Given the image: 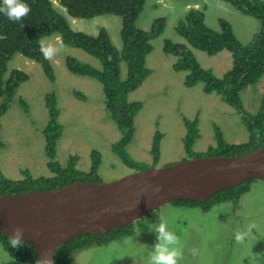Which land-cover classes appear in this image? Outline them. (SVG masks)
I'll use <instances>...</instances> for the list:
<instances>
[{"label": "rangeland", "instance_id": "1", "mask_svg": "<svg viewBox=\"0 0 264 264\" xmlns=\"http://www.w3.org/2000/svg\"><path fill=\"white\" fill-rule=\"evenodd\" d=\"M149 1L146 0L138 22L142 29L149 30L153 21L164 13H169L170 17L166 19L164 34L152 42L153 52L146 62L147 68L152 71L151 75L129 96L131 101H142L143 105L136 118V131L126 149L127 153L134 160L151 164L152 141L159 130L163 139L158 167L182 161L186 134L184 118H199L200 138L194 145L197 152H205L214 145L215 126L220 127L229 143L248 141L249 133L232 107L217 95H206L203 84H197L192 89L184 86L188 73L174 71L173 65L178 58L165 54L163 41L167 38L175 43L187 44L177 34L175 26L193 5L205 9L206 23L210 28L219 30L220 19L230 22L238 40L244 44L260 30L259 21L222 0H198L197 3L176 0L177 6L174 4L173 8L165 9L162 13V5L158 10L147 9ZM64 16L73 19L67 12ZM69 22L73 30L90 36H96L97 29L105 27L115 46L120 48L122 45L121 19L117 16L105 15ZM51 39H58L54 46L61 49L57 61L54 58L51 60L56 76L54 83L49 81L38 63L19 54L11 61V64L17 62L18 68L27 72L30 78L21 84L8 112L0 119V140L4 143L0 150L2 174L10 179H22L25 170L34 177L50 175L46 166L43 135L49 117L45 102L50 94L57 98L59 120L63 126L57 152L60 163H64L69 155L77 154L78 168L88 171L91 153L97 150L102 156L100 173L105 182L137 173L124 165L113 152V144L118 142L121 134L105 109L102 85L95 79L70 73L65 59L73 57L95 68H100V63L86 52L66 46L59 35L44 38L43 41L49 43ZM191 49L202 67L211 69L219 78L233 65L229 51L211 57L200 50ZM75 92L82 95V100L75 97ZM18 98L28 104L27 115L20 108ZM243 98L246 109L255 113L264 98V76L244 92ZM160 218L166 222L168 230L179 238L177 247L182 250L184 257L180 264H264V179L254 182L250 191L237 204L216 203L208 211L202 207L166 204L134 222L130 228L131 235L81 251L74 264H147L152 247L157 242V234L150 231L149 225L155 222L152 226H158ZM252 225L255 227L246 242L235 244V231ZM192 248L197 250V255L191 254ZM0 264L21 263L11 258L0 245Z\"/></svg>", "mask_w": 264, "mask_h": 264}, {"label": "trees", "instance_id": "2", "mask_svg": "<svg viewBox=\"0 0 264 264\" xmlns=\"http://www.w3.org/2000/svg\"><path fill=\"white\" fill-rule=\"evenodd\" d=\"M180 1L197 3L198 0ZM222 1L229 3L244 15L259 21L260 30L248 43L244 44L238 40L233 26L227 20L220 19V29L215 30L206 23L205 9L192 8L175 26L177 34L184 38L187 44L175 43L166 38L163 41V50L166 55H174L178 58L173 65L175 71L188 73L184 82L186 87L192 88L197 84H203L204 93L219 96L240 115L249 133V138L246 142L229 143L225 140L220 127L215 126L214 145L205 152H197L194 150V145L200 138L199 118L193 120L184 118L186 134L183 139L185 155L182 161L215 156L235 158L264 147V98L255 113H250L246 109L243 98L244 92L249 87L255 86L264 76V0ZM22 2L29 5L31 9L22 21H10L0 13V119L8 112L9 105L15 99L21 84L30 78L27 72L18 68L17 62L11 64V61L19 54L38 63L45 76L54 83L56 80L54 68L51 61L42 57L40 41L53 35H59L66 46L78 48L100 63V68H95L73 57L65 59V65L70 73L95 79L102 85L105 109L121 134L118 142L113 144V152L124 165L134 172L158 168L163 139L159 130L156 131L152 141L151 164L134 160L126 151L133 141L136 118L143 105L142 101H131L129 96L138 90L152 73L147 68V58L153 52L152 42L162 36L166 30V19L170 17L169 13H164L161 18L155 19L151 28L144 30L138 22L146 0H22ZM174 4L177 6L176 0H150L147 9L158 10L162 5V13L165 9L173 8ZM65 12L73 19L91 20L105 15L119 17L121 19V47L115 46L105 27L98 28L96 36L73 30L69 22L70 20L72 23L73 19L64 16ZM190 47L211 57L223 51H229L233 56V65L219 78L211 69L202 67ZM74 95L80 100L83 98L78 92ZM18 104L27 115L29 106L26 101L18 98ZM45 105L49 117L43 135L46 166L50 175L34 177L25 170L22 179H10L5 177L0 170V196L56 190L76 182L101 183L106 181L100 173L102 156L97 150L91 153V166L88 171L78 168L79 156L77 154L69 155L64 163L57 160L58 142L63 135V126L59 120L60 109L56 96L48 95ZM1 127L0 123V132ZM3 147L4 143L0 140V150ZM177 162H170L162 167ZM256 181L258 180H249L236 187L223 190L203 203L175 200L170 204L202 207L204 211H208L216 203L237 204ZM132 225L126 228H115L111 232L100 235H81L59 245L54 257L55 264H74L76 256L81 251L93 246L106 245L131 235ZM0 245L16 262L35 264L37 254L33 245L25 243L19 249H14L9 244L8 236L3 234H0Z\"/></svg>", "mask_w": 264, "mask_h": 264}, {"label": "water", "instance_id": "3", "mask_svg": "<svg viewBox=\"0 0 264 264\" xmlns=\"http://www.w3.org/2000/svg\"><path fill=\"white\" fill-rule=\"evenodd\" d=\"M256 179H264V147L235 158L179 161L109 182L2 195L0 234L8 236L13 228L22 227L26 243L34 246L37 256L43 255L81 235L129 227L175 200L203 203Z\"/></svg>", "mask_w": 264, "mask_h": 264}, {"label": "clouds", "instance_id": "4", "mask_svg": "<svg viewBox=\"0 0 264 264\" xmlns=\"http://www.w3.org/2000/svg\"><path fill=\"white\" fill-rule=\"evenodd\" d=\"M192 8L201 9L199 7H194V5L190 9ZM30 11L31 9L29 5L22 2V0H2V2H0V13L4 14L10 21L13 22L22 21ZM57 41L58 39H51L49 43L40 41V53L45 60L51 61L54 58L57 61L61 51L60 48L54 46ZM186 88L192 89L188 87ZM156 191H159V189H156ZM152 225L153 224L149 225V229L157 234V242L152 247V251L148 256L147 264H180V261H182L184 257L182 250L177 247L180 243L178 236L174 232L168 230L167 224L162 218H160L158 226L153 227ZM254 227L255 225H252L247 229L236 230L233 237L234 243L237 245L244 244L251 236L252 228ZM24 232L25 230L22 227L17 226L13 228L12 234L8 235L9 244L12 248L19 249L26 243L24 240ZM37 235H39V233H37ZM56 252L57 250L54 248L51 252H45L43 255H38L35 264H55L54 257ZM190 252L193 256L197 255V250L195 248L190 249Z\"/></svg>", "mask_w": 264, "mask_h": 264}]
</instances>
